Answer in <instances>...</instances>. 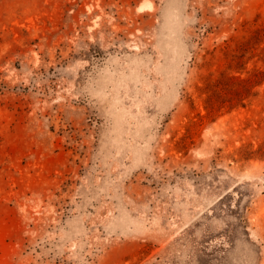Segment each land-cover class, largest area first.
<instances>
[{
    "label": "rangeland",
    "instance_id": "1",
    "mask_svg": "<svg viewBox=\"0 0 264 264\" xmlns=\"http://www.w3.org/2000/svg\"><path fill=\"white\" fill-rule=\"evenodd\" d=\"M0 264H264V0H0Z\"/></svg>",
    "mask_w": 264,
    "mask_h": 264
},
{
    "label": "bare ground",
    "instance_id": "2",
    "mask_svg": "<svg viewBox=\"0 0 264 264\" xmlns=\"http://www.w3.org/2000/svg\"><path fill=\"white\" fill-rule=\"evenodd\" d=\"M147 3L149 4V3H151V2H147ZM151 4H152V3H151ZM151 4H150V5H151ZM142 5H143V3L140 4V6H142ZM152 5H153V4H152ZM140 6H139V7H140ZM151 7H152V6H151ZM151 7H150V8H151ZM140 8H141V7H140ZM144 8H146V7L144 6ZM147 8H148V7H147ZM138 9H139V8H138Z\"/></svg>",
    "mask_w": 264,
    "mask_h": 264
}]
</instances>
